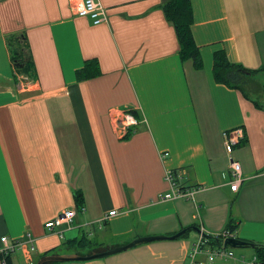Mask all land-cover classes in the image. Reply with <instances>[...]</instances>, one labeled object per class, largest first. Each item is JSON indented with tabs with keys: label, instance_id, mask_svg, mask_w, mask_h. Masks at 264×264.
I'll return each instance as SVG.
<instances>
[{
	"label": "crops",
	"instance_id": "obj_1",
	"mask_svg": "<svg viewBox=\"0 0 264 264\" xmlns=\"http://www.w3.org/2000/svg\"><path fill=\"white\" fill-rule=\"evenodd\" d=\"M97 1L108 19L99 25L67 0H0V239L30 235L35 246L11 263L36 264L49 251L89 256L186 230L102 259L49 264H189L201 229L222 233L231 219L237 239L264 245V105L213 73L220 50L246 69L264 68V0H191L200 71L180 58L167 0ZM20 36L32 78L13 62L9 40ZM92 60L101 75L78 82ZM132 111L139 123L124 135L115 116ZM238 129L244 181L234 192L224 133ZM180 169L178 183L196 190L194 200L161 201L171 192L166 171ZM67 210L76 211L71 223L45 227Z\"/></svg>",
	"mask_w": 264,
	"mask_h": 264
},
{
	"label": "built area",
	"instance_id": "obj_2",
	"mask_svg": "<svg viewBox=\"0 0 264 264\" xmlns=\"http://www.w3.org/2000/svg\"><path fill=\"white\" fill-rule=\"evenodd\" d=\"M67 2L73 5L75 13L78 16L91 18L95 25L105 23L108 20L105 7L97 0H67ZM115 121L118 123L120 131L122 133L124 132V135L129 133L131 128L137 126L139 123L137 117L130 113L117 114L115 116ZM224 139L232 176V181L230 183L231 189L234 192H238L244 180L242 176V166L234 157V150L244 139L243 132L240 129L226 132L224 133ZM182 175H185L184 169L166 171L165 180L171 186V192L162 195L160 197L161 201L175 199L194 200L196 190L185 188L178 183V179L181 178ZM83 210H85V208ZM116 213L117 211H112L110 216H114ZM75 215V210L63 211L55 220L47 223L45 227L47 229H53L55 226L69 224L73 221ZM209 237L218 239V244H212ZM232 238L237 239L236 234L229 233L227 230L218 234H210L204 229H201L200 238L192 245L188 253L189 264H214L217 261H236L238 264H257L256 257H254L252 261H248L245 257H238L234 249L225 246V241ZM0 242L1 264H7L8 258L17 251L26 248L31 251L35 250L34 240L30 235H28L26 240H10L9 237L4 236L0 239Z\"/></svg>",
	"mask_w": 264,
	"mask_h": 264
},
{
	"label": "trees",
	"instance_id": "obj_3",
	"mask_svg": "<svg viewBox=\"0 0 264 264\" xmlns=\"http://www.w3.org/2000/svg\"><path fill=\"white\" fill-rule=\"evenodd\" d=\"M163 10L167 20L175 28L180 47L179 55L182 62L191 61L195 70H202L203 59L201 55V49L197 44L193 33L195 16L192 1L167 0ZM9 44L11 47L16 71L29 78H32V76L35 75V70L32 64L30 51L25 36L10 39ZM21 65H23V67H20ZM263 70L264 68L257 71L246 69L241 64L230 61L227 54L223 50L217 51L214 54L213 73L215 81L229 89L238 90L247 97H253V95L255 96L260 94L262 91V86L256 81L255 78ZM100 75L101 70L96 60L87 61L85 66L76 72V78L78 82L91 80L99 77ZM132 114L138 117L136 112L132 111ZM244 142L245 139H243L238 144V146L242 145ZM76 199L79 201V203H83L82 194L80 192L76 193ZM226 230L229 233L236 234L237 226L234 224L233 219L229 221ZM209 239L212 244H218L219 242L216 238L209 237ZM71 242L72 243H64V245L77 244L76 240ZM255 250L257 264H264V245H256ZM52 252L54 251H49L44 256L50 255ZM7 264H12L10 258H8Z\"/></svg>",
	"mask_w": 264,
	"mask_h": 264
},
{
	"label": "water",
	"instance_id": "obj_4",
	"mask_svg": "<svg viewBox=\"0 0 264 264\" xmlns=\"http://www.w3.org/2000/svg\"><path fill=\"white\" fill-rule=\"evenodd\" d=\"M20 67H23L21 65ZM186 230L181 231L180 233L171 236V237H165V236H157V237H148V238H142V239H137L133 242H131L128 245L118 247L103 253H98V254H92L89 256H79V255H47L41 258L36 264H49V263H59V262H85V261H91V260H96V259H102L106 258L108 256L116 255L122 252H125L127 250H130L138 245L142 244H147L150 242H155V241H162V240H177L181 237H183L186 234ZM225 246L227 248H231L234 250L238 249H248V248H253L255 249L256 244L249 243L247 241H243L240 239H227L225 241Z\"/></svg>",
	"mask_w": 264,
	"mask_h": 264
},
{
	"label": "rangeland",
	"instance_id": "obj_5",
	"mask_svg": "<svg viewBox=\"0 0 264 264\" xmlns=\"http://www.w3.org/2000/svg\"><path fill=\"white\" fill-rule=\"evenodd\" d=\"M257 80L261 83L262 91L260 92V96L255 95V97L258 99V102L264 105V75H260L257 77ZM235 254L238 257H246V259L249 261L253 260V256L256 255V250L253 248L248 249H238L235 250Z\"/></svg>",
	"mask_w": 264,
	"mask_h": 264
}]
</instances>
